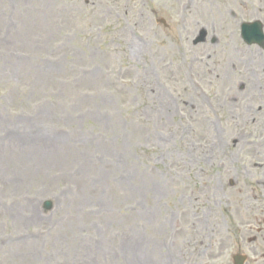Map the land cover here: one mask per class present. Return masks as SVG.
<instances>
[{"label": "rangeland", "instance_id": "rangeland-1", "mask_svg": "<svg viewBox=\"0 0 264 264\" xmlns=\"http://www.w3.org/2000/svg\"><path fill=\"white\" fill-rule=\"evenodd\" d=\"M224 6L0 0V264H174L255 209Z\"/></svg>", "mask_w": 264, "mask_h": 264}, {"label": "flooded vegetation", "instance_id": "flooded-vegetation-1", "mask_svg": "<svg viewBox=\"0 0 264 264\" xmlns=\"http://www.w3.org/2000/svg\"><path fill=\"white\" fill-rule=\"evenodd\" d=\"M230 2L234 9L224 6L222 11L236 22L240 45L235 65L224 74L232 93L225 92L221 112L226 113L225 130L234 134L232 141L239 146L243 169L250 165L258 195L253 198L255 209H221L220 236L208 238L202 249L177 253L174 264H264V0ZM245 33L263 41L248 45L242 40Z\"/></svg>", "mask_w": 264, "mask_h": 264}, {"label": "water", "instance_id": "water-1", "mask_svg": "<svg viewBox=\"0 0 264 264\" xmlns=\"http://www.w3.org/2000/svg\"><path fill=\"white\" fill-rule=\"evenodd\" d=\"M205 31L202 29L200 32V35L194 40V43H198L202 40H204ZM50 201L44 202V209L48 210L50 208Z\"/></svg>", "mask_w": 264, "mask_h": 264}]
</instances>
